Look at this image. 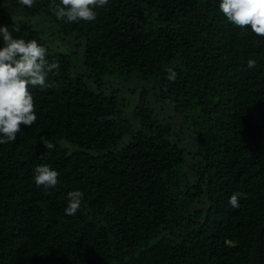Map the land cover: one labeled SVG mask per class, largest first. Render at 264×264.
I'll use <instances>...</instances> for the list:
<instances>
[{
	"label": "trees",
	"instance_id": "16d2710c",
	"mask_svg": "<svg viewBox=\"0 0 264 264\" xmlns=\"http://www.w3.org/2000/svg\"><path fill=\"white\" fill-rule=\"evenodd\" d=\"M11 1L151 85L0 0V264H264V0Z\"/></svg>",
	"mask_w": 264,
	"mask_h": 264
},
{
	"label": "rangeland",
	"instance_id": "374dc122",
	"mask_svg": "<svg viewBox=\"0 0 264 264\" xmlns=\"http://www.w3.org/2000/svg\"><path fill=\"white\" fill-rule=\"evenodd\" d=\"M2 5L12 21L30 24L51 51L69 54L72 63V73L81 75L91 89L96 90L99 87L106 92L115 91L122 96L127 115L138 100L141 88L151 85L149 81L138 79L135 76L128 78L104 74L101 75V78H96L84 64L83 43L74 34H62L55 22L46 14H30L11 0H2ZM166 113H168L167 110H165L164 115H167ZM63 144L68 150L76 148V146L67 141H63Z\"/></svg>",
	"mask_w": 264,
	"mask_h": 264
}]
</instances>
